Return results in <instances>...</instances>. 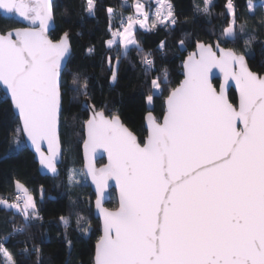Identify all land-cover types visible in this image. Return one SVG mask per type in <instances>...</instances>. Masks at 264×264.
<instances>
[{"label":"snow or ice","instance_id":"6c2138e0","mask_svg":"<svg viewBox=\"0 0 264 264\" xmlns=\"http://www.w3.org/2000/svg\"><path fill=\"white\" fill-rule=\"evenodd\" d=\"M211 6V0H204L198 11L210 14ZM132 7L137 15L127 17L122 31L112 30L113 9L106 8L110 38L104 43L109 50L119 45L121 57L127 56L130 46L143 52L133 26L145 28L149 13L143 3ZM245 7L241 17L234 0H227L228 26L214 44L196 42L183 61L184 79L168 90L162 119L146 112L142 141L123 123L118 110L109 114L107 104L98 108L87 79L81 81L78 73L73 74L72 85H79V94L86 97L81 106L88 114L83 121L88 159L86 172L68 169L67 181L74 186L79 182L76 176L82 174L95 185L103 235L95 246L94 264H264V69L253 71L249 65L252 42L264 29V11L251 32L249 18L257 8L264 10V2L247 0ZM167 8L163 17L156 13L151 27L164 21L177 23L173 6ZM96 9V0H84L89 16H95ZM0 14L18 15L28 24L0 29V86L19 118L6 154L19 151L21 137H27L39 164L55 178L64 152L58 123L64 95L61 69L71 52L70 32L49 38L56 23L50 0H0ZM239 37H246L243 49L221 46ZM185 43L181 39L179 47ZM166 47L161 41L160 50ZM86 51L93 54L95 47ZM151 57V52L144 53L141 60L148 105L154 104L156 93L164 95L170 83L167 68L147 79L156 71ZM109 67L110 80L116 82L118 63L113 65L109 58ZM214 68L223 74L219 89L211 79ZM230 81L235 82L237 102L226 92ZM42 142L48 145L47 153L41 150ZM99 148L107 152L108 164L96 169L91 157ZM110 179L119 189V207L114 211L102 205ZM14 183L16 200L0 199V206L16 210L24 223L11 222L5 241L42 219L31 191L18 180ZM60 220L67 228L68 218ZM81 220L77 218L78 226ZM82 231L87 234L89 229ZM33 238L20 242V254L27 257L35 252L39 264L41 250L29 247ZM0 256L3 264H20L4 242Z\"/></svg>","mask_w":264,"mask_h":264},{"label":"trees","instance_id":"16d2710c","mask_svg":"<svg viewBox=\"0 0 264 264\" xmlns=\"http://www.w3.org/2000/svg\"><path fill=\"white\" fill-rule=\"evenodd\" d=\"M135 0H96L97 9L95 16H89L84 10V0H53L55 11V30L50 33V38L59 39L62 31L68 30L71 35V54L66 67L62 72L64 84L63 107L60 121V138L64 149L62 165L59 166V176L51 177L39 171L38 164L33 154L27 149L22 139L19 151L6 154L8 141L17 128L19 121L14 115L8 98L0 89V199H9L15 193V183L18 180L23 183L34 195L41 220L31 223L23 234L9 237L5 241L7 233L11 231V222L17 226L24 223L21 215L15 210H5L0 206V242L16 254L20 264H37L35 252L27 257L20 254L21 241L31 236L30 248L41 250L39 264H93L95 242L100 236V224L93 217L94 195L90 190L84 175L78 174L74 186H69L67 181L68 169L83 173L81 145L83 142V121L88 114L82 109V101L86 97L79 94V85H72L74 73H78L81 81L85 78L88 82V91L97 107L107 104V111H119L121 119L142 141L144 127L142 122L137 128L131 126L132 115L124 111L128 99L135 98L140 103H145V97L149 92L145 86V76L142 71L141 60L144 53L151 52L156 63V71L149 74L150 81L162 68H167L170 83L165 85L164 95L156 93L154 104L147 107L157 118L163 116L164 100L168 90L179 84L183 77L182 62L184 58L194 50L196 42L214 44L217 37L228 26L227 0H211L210 14L198 11L203 8L204 0H169L173 6L175 25L170 22L160 24L157 27L147 29L138 28L135 31L138 43L143 52H138L135 47H130L126 57L118 55L120 49L115 46L109 50L104 41L110 38L109 14L106 8L111 7L112 30L118 28V23L127 15ZM264 0H253L260 4ZM238 13L243 17L247 9V0H234ZM264 10L256 9V15L249 18V31L258 23ZM239 23V21H238ZM167 25V26H165ZM20 20L11 14L7 17L0 14V29L7 27H25ZM28 26V25H27ZM257 40L252 42L249 65L253 71L264 69V29L257 31ZM239 37L236 42L228 40L222 42L225 48L243 49V40ZM185 39V47H179V41ZM165 41L167 47L160 50V42ZM95 47V52L89 54L86 50ZM111 63H118V79L111 82L112 75L109 67ZM217 86L218 81L214 80ZM229 97L236 102L233 91ZM104 160L97 162V165ZM41 193V198L39 196ZM110 200L105 204L113 209L117 206L114 191L110 192ZM81 215L89 218L92 228L87 236L78 230L77 218ZM60 217L68 218V226L65 228ZM71 241V247L68 246ZM4 258L0 256V264Z\"/></svg>","mask_w":264,"mask_h":264},{"label":"water","instance_id":"95a60500","mask_svg":"<svg viewBox=\"0 0 264 264\" xmlns=\"http://www.w3.org/2000/svg\"><path fill=\"white\" fill-rule=\"evenodd\" d=\"M50 2H51V4H52V3H53V0H50ZM25 27H26V26H25ZM51 32H52V31H51ZM51 32H50V33H51ZM49 38H50V37H49ZM194 50H195V48H194ZM194 50H193V51H194ZM191 52H192V51H191ZM70 54H71V52H70ZM70 54H68L67 57H66V58L64 59V61H63L62 69H61L62 72H63V70H64L65 67H66V64H67V61H68V59H69V57H70ZM186 57H187V56H186ZM186 57H185V58H186ZM185 58H184V59H185ZM183 61H184V60H183ZM182 65H183V62H182ZM182 70H183V73H184V68H183V66H182ZM213 72L215 73V75L212 76V78H211V79H212V82H213L214 80H217V81H218L217 86L214 85V82H213V85H214V87H216L217 89H219L220 84L223 82V74H222V73L219 71V69H217V68H214V69H213ZM183 79H184V75H183V77H182V80H183ZM182 80H181V81H182ZM181 81H180V82H181ZM180 82H179V84H180ZM179 84H178V85H179ZM178 85H177V86H178ZM175 87H176V86H175ZM0 89H1V91L3 92V94H4V95L8 98V100L10 101V96L6 93V90L3 88V86H0ZM230 91H233V93L235 94V98H236V102H237V101H238V95H239V94H238V91H237V89H236V86H235V82H234V81H230V82H229V86L226 88V92H227L228 96H229V92H230ZM10 104H11V101H10ZM11 107H12V105H11ZM12 111H13L14 115L18 118V115L14 112L13 108H12ZM145 114H146V113H145ZM145 114H144V116H145ZM144 116H143V120H142V125H143V127H144ZM161 119H162V117H161ZM18 121H19V118H18ZM60 121H61V115H60V117H59V123H58V135H59V138H60ZM126 126H127V125H126ZM127 127H128V126H127ZM129 129H130V128H129ZM130 130H131V129H130ZM85 139H86V131H85V129L83 128V142H82V145H81V157H82V169H83V173L87 171L85 165H86V162H87V159H88V157H87V155H86V150H85V148H84V141H85ZM60 140H61V138H60ZM23 141H24L25 146L27 147V149L33 154V156H34V160H35V162L38 164L39 171H40L42 174H44V175H49V176L53 177L52 174L48 173L47 170L44 169V168L39 164V157H38V154L36 153L34 146L31 144V141L28 140L27 137H23ZM41 150L44 151L45 153H47L48 145H47L46 142H42ZM91 159H92V163L94 164V166H95L96 169L102 168V167H104V166H106V165L108 164V155H107V152H105L104 149H102V148L97 149V150L95 151V153L92 154ZM62 160H63V156H62L61 159H60V163H59V165H58V168H59V166L61 165ZM101 160H104V162L101 163L100 165H97V162H99V161H101ZM85 178H86V180H87V182H88V185H89V187H90L91 192H92L93 195H94V199H93V217H94L95 219H97V220L99 221V224H100V236H99V238H98V240H99L100 237L103 235V223H102V218L100 217V214H99V210L97 209L96 204H95V201H96V198H97V197H96L95 185L92 183L91 177L85 176ZM108 183H109L110 187L106 190L105 198H104L103 201H102V205H103L104 208H106V209H108V210H110V211H114V210H116V209L119 207V189H118V187L116 186L115 180L110 179ZM111 191H114V194H115V197H116V201H117V206H116V208H113V209L107 208V207L105 206V204L110 200V196H111V195H110V192H111ZM98 240L95 242V246H96ZM95 246H94V255H95ZM94 255H93V264H94Z\"/></svg>","mask_w":264,"mask_h":264},{"label":"rangeland","instance_id":"374dc122","mask_svg":"<svg viewBox=\"0 0 264 264\" xmlns=\"http://www.w3.org/2000/svg\"><path fill=\"white\" fill-rule=\"evenodd\" d=\"M137 2L143 3L145 5V10L149 13V19L147 21V25L143 29H147V28L151 27V25L153 24V22H156L157 21V15H156L157 12L160 13V16L161 17H163L164 15H166V13L168 11L167 5H169V4L172 5L169 0H163L164 7L162 9H161V2H160V0H135L132 3V5H134ZM261 2H264V1H261ZM11 15L14 18H16V19L20 20L21 22H23L26 26L28 25L27 22L26 21H23L22 18H20L18 15H15V14H11ZM129 15H133V16H136L137 15L135 13L134 7L131 8V10L129 11V13L127 15H124L123 16V19L126 21V23H127V17ZM140 18L143 19V17H140ZM167 22L169 23L170 21H164V23H167ZM138 28H140V26L138 24L133 26L134 34H135V31ZM117 29H119L121 31L123 30L121 27H119ZM118 47H119V45H118ZM149 106L150 105H148L147 102L140 103L135 98H130V99L127 100V102L125 104V107H124L125 108L124 111L125 112H129L132 115V121H131L130 124H131V126L133 128H137L138 125L142 122L143 116L147 112L146 110H147V107H149ZM63 158H64V152H63ZM62 162H63V160H62ZM17 195H19V193H18V191L16 189V186H15V193L8 199V202L9 203L14 202L16 200ZM39 196L41 198V193H39ZM34 199H35V197H34ZM21 204H22V201H21ZM80 217H83V220H81V223H80L79 226L77 225L78 226V230L83 235L87 236L89 234L91 228H92V224L90 223L89 218H87V217H85L83 215H81ZM84 228H88L89 229V231H88L87 234H85V232L82 231V229H84Z\"/></svg>","mask_w":264,"mask_h":264},{"label":"built area","instance_id":"2783aa9c","mask_svg":"<svg viewBox=\"0 0 264 264\" xmlns=\"http://www.w3.org/2000/svg\"><path fill=\"white\" fill-rule=\"evenodd\" d=\"M122 24H126V21L124 19H122V20L119 21L118 28L121 27Z\"/></svg>","mask_w":264,"mask_h":264}]
</instances>
